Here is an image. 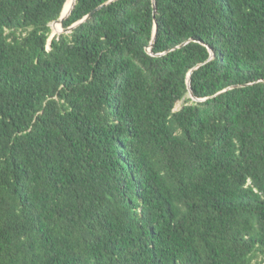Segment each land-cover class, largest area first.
I'll return each instance as SVG.
<instances>
[{"label": "trees", "instance_id": "obj_1", "mask_svg": "<svg viewBox=\"0 0 264 264\" xmlns=\"http://www.w3.org/2000/svg\"><path fill=\"white\" fill-rule=\"evenodd\" d=\"M69 1L0 0V264H264V0Z\"/></svg>", "mask_w": 264, "mask_h": 264}, {"label": "water", "instance_id": "obj_2", "mask_svg": "<svg viewBox=\"0 0 264 264\" xmlns=\"http://www.w3.org/2000/svg\"><path fill=\"white\" fill-rule=\"evenodd\" d=\"M75 1H76V0H75ZM74 6H75V4H74ZM101 8H102V6H100V7L97 8V9H95V10H94L93 12H91L88 16H86L82 21L76 23L75 25H73V26L70 27L69 29H63V32H62V33H70L74 28H76V27L79 26L81 23H83V22H85L86 20H88V19H89V18H90V17H91L96 11H98V10L101 9ZM73 9H74V7H73ZM73 9H72V11H73ZM153 9H154V15H156V13H157L156 0H153ZM72 11H71L70 14L67 15V16H63V13H62L61 18H60L58 21L54 22V23H58V24H60V25L62 26L63 22L69 18V16L71 15ZM54 23H53V24H54ZM62 33H60V34H62ZM53 38H54V36H53ZM53 38L50 37L51 40L49 39V45H48V49H49V50L51 49V41L53 40ZM153 44H154V41L152 42V45H153ZM212 56H213V53H212ZM188 84H189V94H190L191 98H193L194 100H196V98L193 96V92H192V89H191V86H190V79L188 80Z\"/></svg>", "mask_w": 264, "mask_h": 264}, {"label": "bare ground", "instance_id": "obj_3", "mask_svg": "<svg viewBox=\"0 0 264 264\" xmlns=\"http://www.w3.org/2000/svg\"><path fill=\"white\" fill-rule=\"evenodd\" d=\"M68 2V1H67ZM69 6H68V8L66 9V7H67V5H65L66 7H64V10H63V16H67V15H69L70 14V12L72 11V9H73V7H74V4H75V0H70L69 1ZM65 9H66V11H65ZM53 30L54 31H56V32H60V30H61V25L60 24H58V23H55V25L53 26Z\"/></svg>", "mask_w": 264, "mask_h": 264}, {"label": "rangeland", "instance_id": "obj_4", "mask_svg": "<svg viewBox=\"0 0 264 264\" xmlns=\"http://www.w3.org/2000/svg\"><path fill=\"white\" fill-rule=\"evenodd\" d=\"M55 25V23L54 24H52L51 25V27H52V33H51V38H53V36L55 37L56 35H59L60 33H62L63 32V25L61 26V30H60V32H58V33H53V26ZM51 40V39H50ZM178 107H180V105L178 106ZM254 264H263V257H261V256H259L255 261H254Z\"/></svg>", "mask_w": 264, "mask_h": 264}]
</instances>
